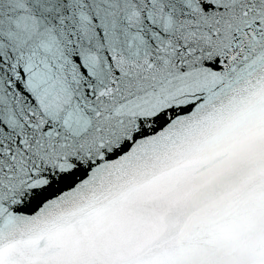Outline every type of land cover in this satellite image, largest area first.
Returning a JSON list of instances; mask_svg holds the SVG:
<instances>
[{"label": "snow or ice", "instance_id": "snow-or-ice-1", "mask_svg": "<svg viewBox=\"0 0 264 264\" xmlns=\"http://www.w3.org/2000/svg\"><path fill=\"white\" fill-rule=\"evenodd\" d=\"M0 264H264V0H0Z\"/></svg>", "mask_w": 264, "mask_h": 264}]
</instances>
